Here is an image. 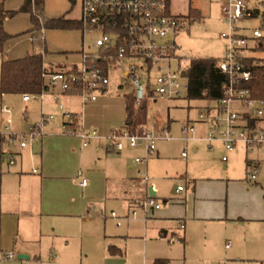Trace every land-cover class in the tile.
Returning a JSON list of instances; mask_svg holds the SVG:
<instances>
[{"label":"crops","instance_id":"1","mask_svg":"<svg viewBox=\"0 0 264 264\" xmlns=\"http://www.w3.org/2000/svg\"><path fill=\"white\" fill-rule=\"evenodd\" d=\"M0 3L6 10H18L23 0H0ZM44 9L48 18L64 16L79 20L80 3L79 14L74 18L67 16L69 11L61 15L48 14L46 0ZM253 9L260 11L256 7ZM15 17H21L24 22L22 27L15 26ZM28 19L30 20L29 13L19 12L4 20L3 27L12 36L5 45L6 59L23 58L33 52L31 33L28 31L32 25L28 24ZM74 30L78 34H68L70 40L60 47L54 45V37L58 34H46L45 29L43 30L46 52L51 53L43 56L46 70L67 71L80 65L81 53L90 49L92 43H86L88 34L81 29ZM250 42V45L254 43ZM250 53L253 55L252 51ZM112 74L114 81L111 80ZM108 75L110 82L107 92L87 104H82L76 93L63 94L58 90H45L40 100H22L26 115L17 129L13 128L12 122L14 132L26 130L42 114H53L54 118L45 125L44 133L39 139L22 148L18 146L4 149L13 152V164H9L2 156L3 150L0 151V251L12 250L27 256L23 259H0L1 264H85L94 257H101L104 261L118 258L123 264H127V261L130 264H171L173 259L170 251L175 243L182 261L186 262L191 260L195 263L197 256L201 263L210 260L211 264L248 261L264 264V173L262 182L247 184V175L245 178L243 175L232 176L227 173L210 175L206 173L208 168H204V173L199 175H189L186 165L181 177L188 186H183L180 192L175 191L180 185L173 176L177 174V171H173L176 162H179L177 160L186 161L190 149L195 151L194 143L204 141L179 140L181 125L192 122L195 125V135L203 137L207 124L198 120V112L210 106L212 100L205 99L206 104L198 107L195 117H190L189 112L186 116L171 115L170 108L167 107V116L163 121L150 123L146 114V122L139 129H148L147 126H150L159 131L165 130L172 138L160 140L168 142L161 144L156 154L144 165L135 162L136 157L144 154L141 147L125 146L120 151H113L104 146V141H101L102 147H97V142L83 147L77 136L61 132L65 117L52 93H58L59 102L62 103L60 99H64L68 105L72 97L78 98L80 112L67 111L79 118L82 128L91 130L93 127L87 122L84 108L96 106L101 97L109 94L111 87L122 88L123 80L128 79L126 72L120 69L109 70ZM9 95H0V105L10 101ZM123 96L122 112L125 122L126 95ZM178 98H152L150 101L161 99L175 102ZM52 109L54 112H51ZM33 114L35 117L31 119L30 115ZM258 125L264 128V118ZM93 129L101 135L110 131L107 125ZM3 139L4 137H0V143ZM169 142L172 144L171 148ZM220 145L227 156V161H221L222 163L228 162L227 154L242 149L246 154V168L249 159L257 160L258 176L260 175L264 166V152L258 149L248 151L242 146L226 151L221 143ZM183 147L187 151L186 158L180 156ZM170 149H175L176 154H171ZM252 152L256 153V157H248ZM78 170L86 178V185L80 184L81 177L76 175ZM138 172L147 175L148 184L154 188L153 197L161 204L160 209L154 210L147 217L141 212L134 217L130 213L133 204L149 193ZM163 180L170 182L172 197L164 195L161 187ZM109 210L122 218L119 225H116L117 220L111 216V212L109 216ZM180 218L184 221L182 230L177 225ZM179 232L181 237L178 241L168 242L165 239L178 235ZM135 241L140 249L139 257L133 263L128 257V244ZM162 245L163 250H157L156 246Z\"/></svg>","mask_w":264,"mask_h":264},{"label":"built area","instance_id":"2","mask_svg":"<svg viewBox=\"0 0 264 264\" xmlns=\"http://www.w3.org/2000/svg\"><path fill=\"white\" fill-rule=\"evenodd\" d=\"M221 12L222 20L227 25V32L220 34L226 41L224 56L216 63L217 68L226 75V81L221 87L222 95L198 112V120L207 124L205 135L199 138L195 135V125L192 122H184L178 139L183 142L203 139L210 149L214 142H219L226 151L242 146L248 151L258 149L264 152V128L258 125L264 118V99L253 97L249 89L242 86L251 76L244 68V51L250 41L256 43L264 37L261 32V29H264V15H261L260 26L251 28L250 35H245L240 32L245 29L240 26V22L257 17L259 11L255 15V9L248 7L244 0H224ZM79 20L83 33L97 36L91 48L81 53V62L76 70H43L46 90H58L63 94L76 93L82 104H87L107 92L110 82L109 70L120 69L126 72L136 107L140 106L149 92L152 94L151 99H173L187 91L185 74L190 62L177 56L176 43L170 38L184 27L186 20L167 12V0H80ZM106 24H111L114 30L105 32ZM174 61L177 65L172 67L171 63ZM44 94L45 90L39 93H23L22 100H40ZM57 94L52 93L65 117L61 126L62 133L77 136L83 147L92 142H97V147H102L101 141H104L107 149L113 151H120L125 146L141 147L144 154L136 157L135 162L144 165L156 154L157 141L172 138L165 130L151 128L131 131L127 125L110 129L106 135L99 134L95 129L86 130L82 128L75 114L64 110ZM1 109L2 112L10 113L7 106ZM53 118V114H42L39 120L29 125L26 130L14 132L12 119L8 117L4 122V136L8 141L19 139V146L25 147L43 135L45 125ZM71 124H76L77 128H73ZM2 156L9 164L14 163L12 151H3ZM180 156H187L184 147ZM221 161H227V156L223 155ZM138 174L147 189L154 190L153 185L148 184L147 175L141 172ZM258 174V161L249 159L247 184L256 183ZM76 175L81 177L80 184L86 185L87 180L82 177L80 170ZM182 190L183 186L179 185L175 191ZM160 207L161 204L148 193L145 198L133 204L130 213L134 217L141 212L147 217ZM111 216L117 220L116 225L121 223L122 218L115 212H111ZM177 225L182 230L183 219H178ZM180 237L174 234L165 239L174 242ZM17 258L18 254L12 250L0 251L1 260Z\"/></svg>","mask_w":264,"mask_h":264},{"label":"rangeland","instance_id":"3","mask_svg":"<svg viewBox=\"0 0 264 264\" xmlns=\"http://www.w3.org/2000/svg\"><path fill=\"white\" fill-rule=\"evenodd\" d=\"M247 2L248 7L250 8H258L260 9V14L255 18L244 19L240 22V26L245 28L240 32L245 35H250L251 28L258 27L261 24V15L264 12V0H244ZM79 3L80 0H46V8L48 14L50 15H61L67 11L68 17L74 18L79 14ZM223 4V0H170V10L172 13L176 14H185L187 13L189 8H197L200 11L201 18L199 20H194L191 23L185 22L184 27L180 29L176 34L171 35L170 38L174 39L176 43V54L179 58L190 61L191 59L196 58H215L221 59L224 56L226 41L221 38L220 34L223 32H227V25L222 21V12L221 7ZM21 16V15H20ZM21 17H15L14 24L15 26L22 27L24 22L20 19ZM28 24L31 22L28 19ZM26 22V23H27ZM14 26V27H15ZM46 34H58L54 37V45L55 47H60L64 42L70 40V35L68 34H78L74 29H45ZM261 32L264 36V29H261ZM65 34V35H59ZM97 35L88 34L86 36V43L91 45ZM251 43V42H249ZM247 44L244 54L246 57H254L255 59L264 58V52H254L256 51V43ZM32 44V43H31ZM33 47V45H32ZM253 52L251 55L250 52ZM255 53V54H254ZM46 52L45 55L47 56ZM256 56V57H255ZM186 62V61H185ZM184 63V62H182ZM177 62L174 61L171 63L172 67H175ZM113 74L111 75V80L114 81ZM127 80V81H126ZM123 80V87L117 88L115 86L111 87L109 94L101 97L96 106H87L84 108L83 113L87 119V122L92 125L93 128H99L100 125H107L109 129H113L115 127H121L124 125V115H123V95H128L131 92V87L129 85L128 79ZM8 97L9 102L1 103L0 105V137H4V141L0 143V151L5 148H16L19 146V139H13L12 141H8V138L4 136V122L8 117H11L13 122V128H18L21 122L25 119L26 115L25 104L22 102L20 94H10ZM65 110H75L80 112L81 104L78 98L72 97L69 102V105L65 102L64 99H60ZM32 102V101H31ZM202 104H206L205 99H195L188 100L186 98V92H182L180 98L177 101H169V100H157L156 102L149 101L147 106V119L153 123L155 121H163L166 118V110L167 107L170 109V114L176 116H186V113L189 112L190 117H195V113L198 112V107ZM7 106L10 109V113H3L2 107ZM50 107V105L48 106ZM52 108V107H51ZM138 107L134 105V112ZM56 110V108L54 109ZM52 109L51 112H54ZM49 111V110H45ZM120 111V114L118 113ZM38 113V110H37ZM36 113V114H37ZM63 113V112H62ZM35 114L30 115V118L33 119ZM171 117V116H170ZM148 129H151L150 126H147ZM92 128V129H93ZM175 128V127H173ZM137 128L136 130H138ZM14 131V130H13ZM17 131V130H16ZM62 132V131H61ZM171 135L175 136L174 133ZM168 141H157L156 147L158 148L161 144L166 143ZM193 144V143H192ZM171 142H169V146L171 148ZM195 151L189 152V157L186 161L177 160L173 171H177V174H173L176 178V183L185 187L188 186L186 181L181 177L184 175V168L187 165V169L189 175H199L204 173V168H208L210 175H224L227 173L232 176L243 175V178L247 175V168L245 164L246 154L242 149H237L236 152H232L231 154H227L229 156V160L227 163L221 162V157L225 155L224 150L222 149L220 143H214V149H210L208 144L204 141H197L194 143ZM171 150V149H170ZM171 154H176L175 149L170 151ZM255 152L249 153L248 157H256ZM264 156V155H263ZM264 173V166L260 171V175L257 178V182H262V175ZM246 184V183H245ZM161 187L165 192L166 197H172L170 193V182L167 180H163L161 183ZM114 211L119 214L117 209ZM109 210V216H110ZM150 215V214H149ZM180 235V232L179 234ZM178 241V240H177ZM176 242V241H175ZM166 244V243H165ZM177 244L175 243L171 247L170 255L172 256L171 264H211L210 260L207 263H201L198 261L197 256L195 257V263L191 260L182 261V256L177 249ZM125 248L124 246H122ZM164 245L156 246L157 250H163ZM139 249L138 243L130 242L128 244V252L129 259L137 261L139 257ZM130 261H127V264H130ZM1 264V262H0ZM85 264H123L121 260L118 258H113L111 261H104L101 257H94L88 259ZM237 264H259L255 261L248 262H238Z\"/></svg>","mask_w":264,"mask_h":264},{"label":"trees","instance_id":"4","mask_svg":"<svg viewBox=\"0 0 264 264\" xmlns=\"http://www.w3.org/2000/svg\"><path fill=\"white\" fill-rule=\"evenodd\" d=\"M45 0H23L18 10H6L0 3V95L39 93L46 90V84L42 77L45 70L43 56L46 53V41L42 34L44 29H81L80 20L68 19L64 16L48 18L44 9ZM19 12L29 13L32 27L28 30L31 33L33 52L19 59L8 60L5 58V45L12 37L4 27L3 22ZM167 12L170 11V0H167ZM255 15L258 10H255ZM264 15V13H262ZM184 18L188 23L199 20L201 14L193 8H189L186 14H175ZM111 24L104 26L105 32H112ZM256 51H264V37L256 44ZM218 59L215 58H194L190 60L189 68L185 74L188 89L186 98L188 100L206 99L217 100L221 95V87L226 81V75L216 66ZM245 70L249 71L250 78L242 83L244 88L249 89L251 95L258 99H264V58L255 59L245 57L243 59ZM72 71L75 68L70 69ZM63 71V70H58ZM149 92L145 100L134 112V100L131 94L125 96V125L131 131H136L139 126L146 122L147 106L151 99ZM77 128L76 124H71ZM155 264H159L158 262Z\"/></svg>","mask_w":264,"mask_h":264},{"label":"water","instance_id":"5","mask_svg":"<svg viewBox=\"0 0 264 264\" xmlns=\"http://www.w3.org/2000/svg\"><path fill=\"white\" fill-rule=\"evenodd\" d=\"M149 194L151 196H154V192L151 189H149ZM18 258L19 259H23V258H27V256L26 255H23V254H18Z\"/></svg>","mask_w":264,"mask_h":264}]
</instances>
